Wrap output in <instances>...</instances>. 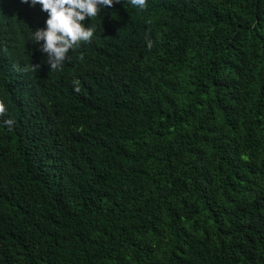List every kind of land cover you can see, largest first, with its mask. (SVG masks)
<instances>
[{
    "label": "trees",
    "instance_id": "1",
    "mask_svg": "<svg viewBox=\"0 0 264 264\" xmlns=\"http://www.w3.org/2000/svg\"><path fill=\"white\" fill-rule=\"evenodd\" d=\"M46 18L0 0V264H264V0H116L56 70Z\"/></svg>",
    "mask_w": 264,
    "mask_h": 264
},
{
    "label": "clouds",
    "instance_id": "2",
    "mask_svg": "<svg viewBox=\"0 0 264 264\" xmlns=\"http://www.w3.org/2000/svg\"><path fill=\"white\" fill-rule=\"evenodd\" d=\"M31 6L40 5L47 13L44 27L31 31L30 40L39 46V51L46 55L45 63L50 69H60L69 60V52L79 47L81 43L90 42L95 26L89 23L85 26L86 18L96 17L102 9H111L116 0H21ZM134 8L143 10L147 0H126ZM151 47V40L147 41ZM79 91V89H76ZM5 112L0 104V115ZM14 121L4 119L3 124L11 128Z\"/></svg>",
    "mask_w": 264,
    "mask_h": 264
}]
</instances>
